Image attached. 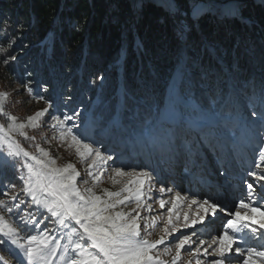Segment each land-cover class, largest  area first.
<instances>
[{
    "label": "snow or ice",
    "instance_id": "snow-or-ice-1",
    "mask_svg": "<svg viewBox=\"0 0 264 264\" xmlns=\"http://www.w3.org/2000/svg\"><path fill=\"white\" fill-rule=\"evenodd\" d=\"M180 35L183 37V32ZM4 51L0 47V52ZM15 59L8 57L4 63ZM31 83H24L27 95L35 96L47 106L25 120L6 110L9 93H0V175L6 170H26L19 176L23 181L19 192L15 183L0 184V196L7 197V201H18L9 204L0 199V248L9 253L15 264H53L58 252L62 264H180L182 250L195 260V264H205L201 256L213 257L208 264H232L234 258L240 264H264V251H258L255 246H243L250 241H264V231H260L264 230V210L253 206L264 200V194L259 200H253L254 182H246L247 195L239 200L235 211L208 198L182 196L172 187L157 189L155 181L158 177L153 171L135 168L125 171L123 165L116 164L113 155L103 153L94 142H86L92 137L83 128L85 122L81 111L73 109L71 114L60 111L50 97L36 93ZM183 84L181 73L156 117L142 121L145 130L132 138L133 145L149 157L183 158L185 170L195 174L192 170L198 167L197 158L201 157L202 148H207L223 167L226 153L234 152L245 134L255 131L259 147L254 168L261 171L252 170L248 175L264 181V89L259 93L248 92L226 83L208 93L206 104H199L184 100L181 95ZM58 111L60 114H55ZM69 122H72L71 126ZM94 122L93 117V135L99 131ZM44 127L53 133L50 139L42 135L44 142L58 140L73 148L82 170L72 162L58 166L57 157L34 143L36 136L29 135V131L37 132ZM106 131L110 136H117L125 134L127 129L123 121L113 118ZM19 138L33 142L36 151L26 149ZM82 173L87 178L80 179ZM106 174L113 187L119 185V188L115 191L100 188L98 194L97 188ZM90 181V186L81 187L89 185ZM154 190L159 194L156 197ZM20 193L30 200L21 198ZM168 193L174 195L169 199L162 198ZM182 201L187 203L189 210L196 206L194 217L190 219L189 212L185 211L183 224L174 223L173 215L177 221L180 219V213L175 210ZM155 203L160 209H165L168 204L171 207L166 209L164 234L151 240L148 237L152 235L151 229L157 227L158 220V215L151 214ZM33 205L36 206L35 214L26 211ZM142 212L149 215H142ZM4 213H12L19 220L6 218ZM220 213L225 214L220 226L223 230L210 241L194 240L196 231H181L203 225L206 220L218 218ZM35 215L42 219L37 220ZM49 223L53 227H49ZM42 224L43 229L37 232ZM61 229H67L64 236L57 238L51 234ZM65 238L67 243L61 245V239ZM165 257H171V260ZM0 264L8 262L0 257Z\"/></svg>",
    "mask_w": 264,
    "mask_h": 264
},
{
    "label": "trees",
    "instance_id": "trees-1",
    "mask_svg": "<svg viewBox=\"0 0 264 264\" xmlns=\"http://www.w3.org/2000/svg\"><path fill=\"white\" fill-rule=\"evenodd\" d=\"M172 1L174 14L162 0H0V47L5 49L0 52V91L15 92V85L24 82L21 58L27 57L30 74L48 76L45 96L54 100L56 86L71 82L65 91L100 119L99 126L114 117L125 124L129 111L128 126L135 132V124L155 118L165 105L167 70L182 58L188 72L181 94L188 103L206 104V85L264 89V0L240 6V18L221 20L194 15L199 0ZM19 50L24 56H14ZM189 61L197 73L190 71ZM186 76L193 78L194 88ZM118 102L127 111H115ZM0 182L17 184V192L22 185L13 170L0 175Z\"/></svg>",
    "mask_w": 264,
    "mask_h": 264
},
{
    "label": "rangeland",
    "instance_id": "rangeland-1",
    "mask_svg": "<svg viewBox=\"0 0 264 264\" xmlns=\"http://www.w3.org/2000/svg\"><path fill=\"white\" fill-rule=\"evenodd\" d=\"M140 1V0H139ZM150 1V0H148ZM256 0H228L227 2L223 0H218V1H213V0H199L195 5L193 11L195 13H198V15L202 14H210L213 16V18L221 20L225 17L232 18V17H241V13L239 10L240 6L243 5H248ZM164 7L173 12V1L172 0H162ZM135 7L137 6L134 4ZM136 10V9H135ZM235 13L234 15L232 13ZM173 14V13H172ZM245 19V18H244ZM23 50L17 51L14 56H24L23 55ZM186 58H182L178 64H176L172 69L170 68L167 70V73L171 74V77H167V80L169 81L168 86H167V93L170 94L171 91V86L176 80L177 76L179 74L186 75L188 72L187 65H186ZM189 68L190 71H194L193 73H197L198 69L194 68L195 63L189 61ZM30 65L31 62L28 60L27 57H22L21 58V70H22V77L24 79L23 83H18L15 85L13 91H0V93L7 92L10 93L9 100L6 104V110L9 111L11 114L17 116L20 120H25L27 116L33 115L36 111H39L46 107L47 105L43 101H38L35 96L29 97L25 91L24 88V83L27 81H31L33 83L34 79L36 76H38V82L39 87L35 89V92L38 93L39 95H44L45 96V90L48 85V82L46 81L47 79V74H41V72H37L34 75L30 74ZM194 68V70H193ZM256 72V71H255ZM258 70H257V75H258ZM30 74V75H29ZM187 80V85L192 86L194 88V83H193V78L190 76H186L185 78ZM193 81H192V80ZM222 77L220 74L218 75V80L219 83L222 81L220 80ZM31 83V87L33 88V84ZM259 85V89H261V80L256 84ZM61 86H56V89L58 90L59 94L56 96V98L53 100L55 102L56 108L60 109V111L68 112L71 114V110L75 109L78 111H81L83 113L82 119L84 120V125L83 128L88 131V134L91 135L92 139L90 141L86 142H94L95 147H99L100 150L107 154L113 155L114 159H116V164L117 165H123L125 168V171L135 168L137 170L140 169H146L149 171L154 172V176L158 177V180L155 181L156 188L158 189L159 187L163 186L165 188L172 187L174 188L175 191L181 192L182 196H190V197H195L197 199H205L208 196H213L215 197L214 202H218L221 204V206H227V209L229 211H235L236 208L238 207L239 200L245 198L247 195V188H246V182H254V196L253 200H259V197L261 194H264V188L261 187V185H264V181H259L256 180L254 177H250L248 175L249 171L255 170L257 172H260L261 169H255L254 168V163L258 157V134L253 131L251 133H246L244 138L241 140L239 145L236 147L235 151L229 150L226 153V161L231 163V159L234 157V153L237 155L239 158L238 164L235 166L237 169L234 171V174L228 175L226 167L223 165L221 167L220 164H218L216 157L208 151L207 148H202L201 151V157L197 158V164L199 159L203 160V167L202 169L199 167L193 168V173L191 174L185 170L184 167V162L183 158H177L176 160H168L165 158H160L156 155H153L149 157L145 153L139 151L132 143V138L138 136L141 132H143L144 126L142 124V121L139 122L138 124H135L136 126V131H132L128 125H130L131 118L129 117L128 112H126V116L124 117L125 120L129 121L124 124L125 128L127 129V132L123 135H117V136H110L108 132L106 131L107 127L110 126V121H108V124H103L102 126H99V118H95L94 126L95 128L99 129L94 135L92 134V128H93V116L91 115L89 108L86 107L84 103H79L78 100H73L72 95L68 92L65 91V89H69V87L73 86V83H66ZM222 85L219 87L221 88ZM199 89H204L202 85L198 87ZM206 89L208 92L213 90L209 85H206ZM258 91V90H257ZM259 93V92H256ZM14 94V95H13ZM191 94V93H189ZM86 98L88 96V92L85 93ZM183 97L184 95L181 94ZM198 95V94H197ZM194 96V95H193ZM201 98H203V101L206 100L202 94H199ZM45 97H50V96H45ZM71 97L69 100L68 98ZM51 98V97H50ZM186 98V97H184ZM194 97H190V99H193ZM205 99V100H204ZM185 100V99H184ZM242 100V99H241ZM122 109L123 111H127V108L125 106H120V102L116 103V108ZM164 107V106H162ZM157 113V112H156ZM55 114L59 115L60 112H56ZM156 117V116H155ZM116 118V117H114ZM45 119H48L47 117ZM117 119V118H116ZM149 119V118H147ZM154 119V118H153ZM120 120V119H119ZM123 121V120H121ZM78 123V122H77ZM72 122H69V126H71ZM76 129H74V132ZM29 135H34L36 136V141L34 143H39L41 147L47 149L50 151L51 155L53 157H57V165L58 166H63L67 162H72L76 164L77 169L82 170V165L78 162V158L75 155V151L73 148L68 147V145L64 144L62 145L58 140H52L51 143H45L44 140L42 139V135H46L49 139L53 135V133L47 129V127H44L40 131L37 132H32L29 131ZM21 142L23 146L28 149L31 152H35L36 149L34 147L33 142H25L23 141L22 138ZM31 145V146H30ZM205 160V161H204ZM207 161V162H206ZM227 162V163H228ZM109 164H112V161H109ZM229 166V165H228ZM262 169H264V165H262ZM21 171H26V170H16V172L21 175ZM218 177L219 175H227L225 178L220 179L219 184L211 185L212 188L209 191L208 188L204 189L207 185V182H210L213 184L211 181V176ZM234 175V176H233ZM87 178L86 176L83 175L80 179H85ZM195 179L193 182L194 189H189L190 187V179ZM201 179H206L201 183ZM21 184H23V181L19 179ZM0 184L6 185L5 182H0ZM91 181L89 185H81V187H86L90 186ZM210 186V187H211ZM217 186L222 187L220 189V192L217 188ZM100 188H109L110 190H117L119 188V185L113 187L111 184L110 180L107 179V174L103 177V183L97 188V193L100 194ZM199 189L200 192H197ZM204 190L205 192L208 193L204 195V193L201 191ZM232 190L235 191V195L232 194ZM231 192V193H230ZM159 194L154 190L153 196L156 197ZM174 195L173 193H168L165 194L162 198L164 199H169L170 196ZM20 197L25 199L26 201L30 200L29 197H24L23 193H20ZM0 199H5L7 201V197L0 196ZM201 199V200H202ZM9 204L16 203L18 201H7ZM253 206L261 207L262 210H264V200H260L259 203H254ZM131 207H134V205H131ZM167 207H171V204L166 205L165 209H160L158 203L153 204V213L152 215H158V220H157V227L154 229H151L152 235L148 237L151 240L158 239L161 235H163V228L167 220ZM21 208H25L24 205H21ZM127 210V209H125ZM26 211H31L35 214L36 212V206L33 205L31 209H26ZM176 212L180 213V219L179 221L176 220L175 215H173V222L174 223H179L183 224V213L185 211L189 212V217L190 219L194 217V213L196 211V206L194 205L191 210L188 209L187 203L186 202H181L180 207L175 210ZM6 218H11V220L18 221L19 217L13 215L12 213H4ZM23 214V213H21ZM162 214V215H159ZM142 215H149L146 212H142ZM35 218L37 220L42 219L39 215H35ZM225 218V214L220 213L218 214V218H212L211 220H206L203 225H196L195 228H188V229H181L182 232L185 233H191L193 231L197 232V236H194L193 239L196 240L197 238L203 239L205 241H210L211 237L213 236L212 233V227L215 225L218 227L221 226L222 221ZM231 218V217H228ZM46 223H48L46 221ZM44 225L42 224L40 226V229H37L36 231H40L43 229ZM49 227H53L51 223H49ZM255 227V226H254ZM223 229H220V232H222ZM67 231V229H61L58 231H54L51 233L52 235L56 236L57 238L64 236V233ZM263 231V230H260ZM203 232V235L201 233ZM35 234V233H33ZM180 233H175L174 235H179ZM170 241V238L166 243ZM61 245L67 243V239H61L60 241ZM252 246H255L258 251H264V241H250ZM206 246V245H205ZM163 247V246H159ZM195 247V245H193ZM62 251V249H61ZM174 254V250H173ZM69 255L71 253L69 252ZM0 257H5L7 259L8 264H15V261L12 259V257L9 255L8 252L4 251L2 248H0ZM202 260H204L205 264H208V261L213 259L212 256H201L200 257ZM165 259H168L169 261L171 260V257H165ZM191 261V264H195V260L191 257L188 256L186 251L182 250V259L180 261V264H188V262ZM234 263V260L232 261V264ZM53 264H62V262L59 259V252L57 253L56 257L53 260ZM235 264H240V261L238 260L237 263Z\"/></svg>",
    "mask_w": 264,
    "mask_h": 264
},
{
    "label": "bare ground",
    "instance_id": "bare-ground-1",
    "mask_svg": "<svg viewBox=\"0 0 264 264\" xmlns=\"http://www.w3.org/2000/svg\"><path fill=\"white\" fill-rule=\"evenodd\" d=\"M263 231H264V230H263ZM233 260H234V263H233V264H235V263H237V262H238V260H237V259H235V258H234Z\"/></svg>",
    "mask_w": 264,
    "mask_h": 264
},
{
    "label": "water",
    "instance_id": "water-1",
    "mask_svg": "<svg viewBox=\"0 0 264 264\" xmlns=\"http://www.w3.org/2000/svg\"><path fill=\"white\" fill-rule=\"evenodd\" d=\"M213 1H218V0H213ZM223 1L227 2L228 0H223ZM240 1H244V0H240Z\"/></svg>",
    "mask_w": 264,
    "mask_h": 264
}]
</instances>
